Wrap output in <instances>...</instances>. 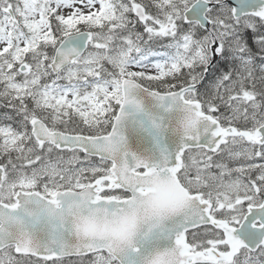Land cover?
Here are the masks:
<instances>
[{
    "label": "snow or ice",
    "instance_id": "1",
    "mask_svg": "<svg viewBox=\"0 0 264 264\" xmlns=\"http://www.w3.org/2000/svg\"><path fill=\"white\" fill-rule=\"evenodd\" d=\"M0 264H264V0H0Z\"/></svg>",
    "mask_w": 264,
    "mask_h": 264
}]
</instances>
